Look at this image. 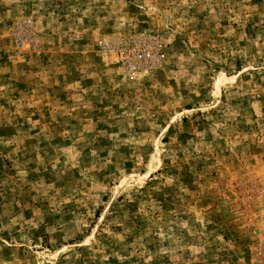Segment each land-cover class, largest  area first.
Returning <instances> with one entry per match:
<instances>
[{
  "label": "rangeland",
  "instance_id": "1",
  "mask_svg": "<svg viewBox=\"0 0 264 264\" xmlns=\"http://www.w3.org/2000/svg\"><path fill=\"white\" fill-rule=\"evenodd\" d=\"M0 264H264V0H0Z\"/></svg>",
  "mask_w": 264,
  "mask_h": 264
},
{
  "label": "built area",
  "instance_id": "2",
  "mask_svg": "<svg viewBox=\"0 0 264 264\" xmlns=\"http://www.w3.org/2000/svg\"><path fill=\"white\" fill-rule=\"evenodd\" d=\"M99 52L109 61L115 54L116 64L125 76L133 77L137 72H146L158 66L163 59L161 43L154 40H127L99 42Z\"/></svg>",
  "mask_w": 264,
  "mask_h": 264
}]
</instances>
